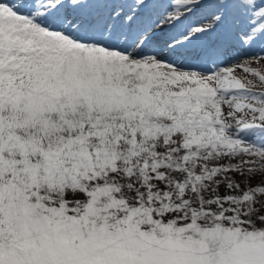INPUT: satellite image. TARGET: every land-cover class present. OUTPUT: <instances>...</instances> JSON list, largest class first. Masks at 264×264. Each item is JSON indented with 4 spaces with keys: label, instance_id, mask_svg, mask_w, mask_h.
Listing matches in <instances>:
<instances>
[{
    "label": "snow or ice",
    "instance_id": "6c2138e0",
    "mask_svg": "<svg viewBox=\"0 0 264 264\" xmlns=\"http://www.w3.org/2000/svg\"><path fill=\"white\" fill-rule=\"evenodd\" d=\"M0 264H264V0H0Z\"/></svg>",
    "mask_w": 264,
    "mask_h": 264
},
{
    "label": "rangeland",
    "instance_id": "374dc122",
    "mask_svg": "<svg viewBox=\"0 0 264 264\" xmlns=\"http://www.w3.org/2000/svg\"><path fill=\"white\" fill-rule=\"evenodd\" d=\"M256 49H253L252 51H255ZM253 67H260V65H257L255 63L252 64Z\"/></svg>",
    "mask_w": 264,
    "mask_h": 264
}]
</instances>
